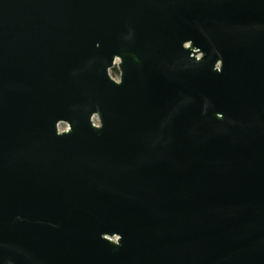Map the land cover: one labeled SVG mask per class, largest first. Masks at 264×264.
<instances>
[{"label":"water","instance_id":"95a60500","mask_svg":"<svg viewBox=\"0 0 264 264\" xmlns=\"http://www.w3.org/2000/svg\"><path fill=\"white\" fill-rule=\"evenodd\" d=\"M0 264H264V0H0Z\"/></svg>","mask_w":264,"mask_h":264},{"label":"rangeland","instance_id":"374dc122","mask_svg":"<svg viewBox=\"0 0 264 264\" xmlns=\"http://www.w3.org/2000/svg\"><path fill=\"white\" fill-rule=\"evenodd\" d=\"M111 74L115 77L118 78L119 77V72L115 73L114 69L111 71Z\"/></svg>","mask_w":264,"mask_h":264},{"label":"trees","instance_id":"16d2710c","mask_svg":"<svg viewBox=\"0 0 264 264\" xmlns=\"http://www.w3.org/2000/svg\"><path fill=\"white\" fill-rule=\"evenodd\" d=\"M114 71H115V73H118V69H117V67L114 68Z\"/></svg>","mask_w":264,"mask_h":264},{"label":"built area","instance_id":"2783aa9c","mask_svg":"<svg viewBox=\"0 0 264 264\" xmlns=\"http://www.w3.org/2000/svg\"><path fill=\"white\" fill-rule=\"evenodd\" d=\"M65 128L64 126H61V129Z\"/></svg>","mask_w":264,"mask_h":264}]
</instances>
